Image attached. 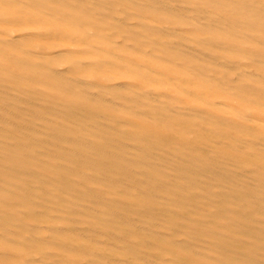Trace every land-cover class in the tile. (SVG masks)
Masks as SVG:
<instances>
[{
  "label": "bare ground",
  "instance_id": "bare-ground-1",
  "mask_svg": "<svg viewBox=\"0 0 264 264\" xmlns=\"http://www.w3.org/2000/svg\"><path fill=\"white\" fill-rule=\"evenodd\" d=\"M0 264H264V0H0Z\"/></svg>",
  "mask_w": 264,
  "mask_h": 264
}]
</instances>
